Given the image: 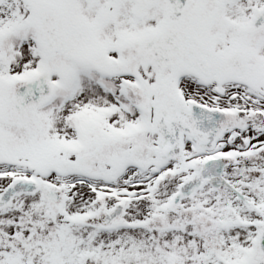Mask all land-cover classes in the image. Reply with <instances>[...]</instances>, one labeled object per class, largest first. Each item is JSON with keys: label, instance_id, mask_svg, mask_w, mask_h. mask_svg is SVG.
Masks as SVG:
<instances>
[{"label": "snow or ice", "instance_id": "1", "mask_svg": "<svg viewBox=\"0 0 264 264\" xmlns=\"http://www.w3.org/2000/svg\"><path fill=\"white\" fill-rule=\"evenodd\" d=\"M0 264H264V0H0Z\"/></svg>", "mask_w": 264, "mask_h": 264}]
</instances>
